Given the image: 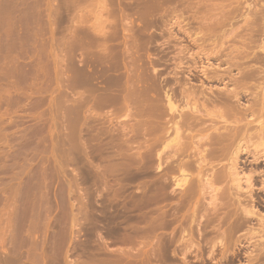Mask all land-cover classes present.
Instances as JSON below:
<instances>
[{"label": "rangeland", "instance_id": "rangeland-1", "mask_svg": "<svg viewBox=\"0 0 264 264\" xmlns=\"http://www.w3.org/2000/svg\"><path fill=\"white\" fill-rule=\"evenodd\" d=\"M145 1L146 0H141V2L140 0H0V264H93L94 262H96L94 264H100L101 262V264H107V260L110 262L112 261L111 259H113V262L115 259L116 261L120 259L125 261L126 264H133L132 262L138 263L140 261L139 259L143 260L144 258L146 259V264H264V231H250L251 226L245 224L241 225V222L237 219L240 213L239 215L237 214L238 217H235L236 213H233V215L229 214L232 210H234V212L237 211L235 207H230L229 209L226 206L224 209L221 207L222 209L220 208V212L218 211L219 213L217 212L218 214H215L213 208L209 205L210 197L208 196L206 201L203 202V206H200L196 216V222H201V224L207 223L208 226L206 227L205 224V228L202 225L200 226L202 228H199V226L197 227L195 225V228L193 225L195 229L192 227L194 230H190V226L188 227L186 225H190L191 215L189 216V213L194 207L193 205L186 204L187 211H185L186 208L183 209V212H187L189 216H187V218L190 219V221L186 219L184 221V217L181 218L183 215L182 212L179 213V216L176 206H181L179 202L182 203V200L180 201L182 193L180 194L181 190L176 188L174 183L175 180L172 179V184L169 188V193L171 192L170 194H173L171 196L173 199L169 198L170 200L166 199V201H164V198H161V201L158 200L159 202H157L152 198V187L150 186L153 184L152 179L154 175L151 169L149 170V164H144L143 166L141 163L140 165L141 161L139 160V163L135 162L136 164L134 163L132 166H128L130 168L126 167L128 162L134 161L135 158L140 159L142 157L141 153L143 151L142 155L145 153L146 146H142L141 142L144 139L143 145L145 142L147 143L146 140L148 137L144 135L145 131L141 130L140 127V131H138V128L136 129L134 127L137 125H135V123H139L137 121L141 120L140 117L135 118L134 116L133 118L130 116L131 114H135L133 113L134 106L130 108L132 109V113L129 115L130 117L127 118L124 117V113L122 115L121 109L118 110L120 107L116 108L118 102L116 100L118 92L116 91L119 90L118 87L122 85L121 80L124 81V79L119 73L116 75L113 69L115 67L114 65H112L114 73L111 74L112 71L109 63L114 60L115 54L118 55V57L119 55H124L125 52H122V48L126 47L124 45L126 39L124 38L128 37L127 39H129L130 37L128 44L131 42V45L134 40L133 36L137 38L140 32H142L140 34L144 35V38L138 35V37L141 36L139 38L140 40L142 39V42L139 39H137V42L140 41L143 43L145 41V45L138 42L140 45L139 47L144 45V50L138 51L140 52L139 54H141L140 58L143 56L142 59L144 61H142V63L148 62L142 64L143 67L146 65V68L144 67L146 70L133 69L135 63V66L138 64L141 66V63L138 61L136 62L133 56L138 52H135L138 45H136L135 48L133 47L134 45H131L132 48H130V50L133 51H129L128 47L130 45L126 44L128 45V49H126L132 54L133 59H131L132 56L129 58L130 53L124 48L126 53L128 52L125 54H129V60L126 55L125 57L128 61H130V59L131 61L135 59L134 64L131 62L128 63L129 66L132 64V68L128 66L130 70L138 71L136 73L141 77L143 76L142 73L146 75V71L152 70V66L149 65L150 61L155 65V62L159 61L158 63L160 65L157 63L155 66L156 71L161 70L162 77L166 78L169 76L168 78L170 79L171 76H175L176 72V78L173 77L171 79L173 82L172 84H175L177 80L184 82L185 78H183V74L185 73V76L188 74V63L192 65L191 57L185 59L188 54L183 55L180 52L181 57L177 55L180 54L178 52L182 51L187 45L189 48L192 47L191 42H189L190 40H188L186 35L184 36V32L180 30L188 29L191 25V28H189L190 31L192 29L194 31L197 30V27H206L207 29L209 27L210 30L212 29L213 31L211 30L209 31L210 33L208 32L207 34L215 32V24L213 25V23H215L213 12L215 13V11L212 12L213 18H211L209 13L211 10H215L212 7V2L216 0H210V5L212 6L208 4L209 8L206 4L209 0H205L206 3L200 0L201 3L206 4L207 8L205 9L209 10L210 7H212L209 11L206 10L209 17H207L205 13V4L201 5L198 0L196 2L191 0L190 4L194 3L191 5L189 3V5H187L186 3V1L188 2L189 0H180L183 1L181 5L186 4V8L185 5L181 6L178 0L174 1V4H178L172 6L173 2H171V0L170 6L174 7L173 9L176 11L169 7V3L166 2L167 0L165 1V5L166 7L168 6V8L161 5V3H164L162 2L164 0L160 2L156 0L155 2L158 1L160 3L159 5H161V7L163 6V8L156 7V9H159L160 13L157 11L158 17L155 14L154 17L152 12L156 10L152 4H149L150 0H148L145 6H152V9L148 7V9L150 8L149 11L154 10L151 11V17H148L152 20L150 23L147 22L149 21L148 19L146 20L144 19L145 17L143 18V15L148 12V9H146L147 7L142 6L144 5L142 2ZM233 1H229V4ZM236 1L239 3L241 2L244 8H241L239 3H237L236 6L238 10L240 7L243 12H247L245 8H248L249 3L258 6L262 5V8L264 7V0H235L234 2L236 3ZM153 2V0L150 1V3ZM223 2L224 1H222V3ZM129 3H132L131 8ZM234 6L235 4L232 3L231 7L236 9V6ZM140 7L145 8L146 13H143L144 9L142 10ZM187 7L190 10H188ZM258 8L260 9L261 7ZM171 9L173 10L172 13L175 14L173 17L171 15ZM203 10L204 12H202ZM167 11L169 12L166 13ZM179 11H181L182 15L179 14ZM194 12L196 14H194ZM203 13L206 15L204 18L202 17V15L204 16ZM252 13L254 14V11ZM162 15H165V17H161ZM177 15L181 18V20L178 18V22H176L177 20L175 17ZM195 15L196 17L201 15L199 16L201 17L200 20L199 17L196 19ZM145 16L147 17L148 14ZM250 16L253 15L250 14ZM116 20L119 22L117 23ZM132 21L135 24H133ZM182 21H184L183 24ZM207 21L210 22V24H208ZM237 21L236 25H234L235 27L242 23L239 19ZM241 21L243 20L241 19ZM204 22L207 23L202 26ZM144 23L147 25H144ZM158 23L160 24L159 27L157 26ZM177 23H180L181 27H186L188 24L189 26L180 29ZM197 23L199 24L197 25ZM211 23L214 29L210 27L212 26ZM175 24L176 26H174ZM206 25L209 26L207 27ZM124 27L127 28L124 29ZM138 27H145V29L147 27V30L144 28H139L137 30ZM192 27L196 28L194 29ZM133 28L137 30L134 31L135 35L132 34L134 33L132 30ZM123 29L126 30V33L125 31L123 32ZM171 30L174 35H172ZM119 31L122 32L119 33ZM143 32H145L146 35ZM116 33L117 35H115ZM151 33L153 37H150L152 35ZM102 34L105 35L102 36ZM148 35L150 36L148 37ZM174 36H176V39ZM208 36L215 39L214 34H212L213 37L211 35ZM116 37H119L121 40L119 38L115 39ZM147 37L149 40H147ZM102 39L105 41H102ZM113 39L115 42L118 40L123 44H121L120 48L122 50H118L119 48L116 47L117 45L119 47L120 42L115 43ZM106 41L108 42L106 43ZM146 41L147 45H150L149 47L146 45ZM177 41L181 42H179V46ZM98 42H101V44L99 45ZM113 45H115L116 48L113 47ZM89 46L91 48H89ZM145 47L148 49L146 52ZM100 48H102V51ZM107 48L111 49V51H116V53L109 52V54H111L108 57ZM103 49H105L104 52ZM192 50L195 51L197 49L193 48ZM89 51L94 53L93 55L95 56L89 57L92 54H90ZM119 51L122 53L120 54ZM98 52H101V54H98ZM105 52L107 55H105ZM139 54H136L135 57L138 58V56H140ZM182 55L184 59L181 60L188 61L190 58L191 62L185 61L186 64L182 65L184 67L180 68V64L179 66L177 65L179 61H181L178 59L183 58ZM100 56H102V58H100ZM103 56H105V59H103ZM110 57L113 58L111 62L109 61L112 59ZM116 57L117 56H115V59ZM213 57L215 59V56ZM122 58H124V56ZM197 59L196 62H198L197 65H200V68L204 65V67L209 70L211 68L210 71L215 72L213 69L217 67V61L214 59L208 61L205 57L202 58V60ZM88 60L93 65L89 64ZM103 60L107 63V66L103 65ZM117 60L119 61V58ZM127 60L126 62H128ZM139 60L141 61V59ZM118 61H116L117 64L120 63H118ZM121 61V63H123V60ZM93 62L95 64L98 62L100 64L103 63L99 69L100 64L98 63L96 66ZM113 63L115 62L113 61ZM210 63L211 66H209ZM147 64L151 67H149L150 69H148ZM93 66L95 67L94 69L97 68L96 71H102L100 75L97 74L98 72L95 74V70H91ZM120 66L122 65L119 64V67L117 65L116 67H118L119 70L117 68L115 70L121 72L122 69L120 70ZM185 66L187 67L185 68ZM177 67L179 68L177 69ZM105 68L107 70H104ZM109 68L111 72H109ZM137 68H139V66ZM129 69L127 68V72H129ZM90 70L94 72L92 73L95 74V76L89 74L91 72ZM182 70L186 72L183 73ZM141 71L143 72L141 73ZM132 73L134 74V72ZM148 73L149 72H147V74ZM137 74L133 75V77L135 76L138 78ZM96 75L101 77L98 78ZM113 75L117 76L118 79L115 76L113 77ZM199 75L201 78V74ZM88 77H95L98 83L100 80L103 82H100V85H98V83L95 82V78L94 81L92 80L93 78L91 79ZM104 77L107 78L104 79ZM110 77H112V79ZM74 78L78 79L75 80ZM109 78L111 80H109ZM81 80H83L82 83H78ZM89 80L93 82H89ZM84 81L86 83H84ZM74 82H77V84H74ZM94 82L98 86H95V84H93ZM83 83L84 85L87 84L88 89L84 85L82 86ZM79 85H81L82 88ZM178 85L179 83L176 86ZM206 85L213 86V88L223 86L221 83L219 84L217 82L206 83ZM92 86L93 88L95 86L96 89L94 88V91L97 92H101L102 88L105 90L107 89V92L102 91L103 94L101 95V97H106L108 95V100L106 98L102 99V104L104 103L105 105L100 104L99 100L97 101L96 98H99L100 94H97V92L94 93V91L91 92ZM76 87L78 88L76 89ZM111 91L112 93H108ZM113 92L117 94L115 95ZM91 93L97 95H95L96 97L94 96V99H96L95 101L97 103L99 102L98 104H94L95 101L92 99L93 96L90 97L89 95ZM111 94L115 96L112 97ZM77 95H79V97ZM84 97L85 99H83ZM80 98H82V101ZM111 99H113V101L116 100V104H113ZM73 100L81 104L75 101L73 102ZM89 100L92 102H90L91 104ZM84 102H86L87 105ZM83 103L85 105H82ZM106 103L109 106H106ZM76 104H78L79 107H77L78 105L76 106ZM110 104L115 105L116 110L114 107L112 108ZM100 105L106 108H100ZM75 107L79 109L75 110L77 109ZM94 107L98 109L95 110ZM81 109L83 110L79 113L78 111ZM93 109L98 113L92 111ZM76 112L79 113L80 119L77 118L78 114ZM116 113L118 115L115 117ZM90 115L95 122H93V120L91 121ZM75 116L76 120L74 121ZM88 116L90 120L87 118ZM120 116H123L125 119ZM72 118L74 119L72 120ZM78 120L79 125L77 123ZM98 121L101 123H97ZM125 122H127V124H124ZM74 123L76 124L74 125ZM96 124L97 126H95ZM73 126H77L79 130ZM98 126L100 129L96 128ZM71 127L75 130L73 131ZM124 128L126 133L130 136L127 135V137H129L127 138L128 142H125L129 147V151L124 143L123 145L125 149H127L123 151L129 152V154L127 153L128 155L125 154L130 161L122 166V168L120 161H122L121 155L123 152L121 149L123 145L122 143L120 144V138L122 136L121 130L123 132ZM134 128L138 131L137 133L130 132L135 130ZM127 130L130 131L127 132ZM79 131H81V133ZM88 131H92L96 139ZM74 132L76 133L74 134ZM87 133L89 135H87ZM71 137H75V140ZM90 138L93 139L91 140ZM77 139L79 144L76 142ZM87 140H89L90 143ZM71 142H73V145ZM91 142H93V144ZM138 143L139 146L141 145L142 147L139 148V146H137ZM74 145L75 147L79 145V150L73 147ZM129 145H131L132 148ZM100 146L103 148L101 147V149H99ZM139 149H142V151ZM117 154L118 156L116 157ZM131 158L134 160H131ZM142 162L145 163L146 161ZM248 168L250 169V167ZM123 169H125V171ZM149 196H151V198ZM151 199L157 202L158 205H154L155 202ZM204 206H210L211 211H209V209L206 213L205 208H203ZM131 207L133 208L131 209ZM155 207H163V209L165 207L167 213L170 211L175 213H169L175 216V218L173 215L169 216V218L172 217L174 220H177V212V216L180 218H178L180 224H178V220L175 221L177 224L173 223V220L170 222L169 218H167V214L166 220L168 219L169 222L166 221L165 218L163 220L168 222L169 226L167 224L166 227V222L161 220L165 227L158 221L157 224L159 223L161 227L158 228L159 225H157V229H155L154 214L151 213L152 209H158ZM188 207L191 209L190 211H188ZM168 209L170 211H168ZM162 211L160 209V213H162ZM259 211L264 214V208L262 206L259 208ZM227 212L228 218L226 220L229 219L228 221H230V223L223 219L226 217ZM151 215L153 216L152 218ZM209 218L211 219L209 220ZM230 218H232V220ZM182 220L184 225L181 223ZM232 221L234 225L231 224ZM152 222L154 223V228ZM236 222H238L237 225H235ZM221 223L223 224L221 225ZM227 223L229 226L224 227L227 226ZM179 225H183L184 228L186 226V231H181L183 227L178 228L180 227ZM232 225L236 227L233 228ZM139 253L140 255L142 253V255L145 254L144 258L142 256V258L139 257L138 259L137 257L136 259L135 256H139ZM105 254H109L108 256L110 257ZM112 255L117 256V258ZM144 261L140 263L143 264Z\"/></svg>", "mask_w": 264, "mask_h": 264}, {"label": "bare ground", "instance_id": "bare-ground-1", "mask_svg": "<svg viewBox=\"0 0 264 264\" xmlns=\"http://www.w3.org/2000/svg\"><path fill=\"white\" fill-rule=\"evenodd\" d=\"M142 1H144V0H142ZM146 1L142 2V3H144V5H142V6L147 7L146 9H148V7H151V9H152V6H154L156 11H154V10H151V11H154L156 13L152 12L153 16H154V14L157 15V11L159 12V9H156V7L163 8V6L161 7V5H164L165 8H168V6L166 7V5H165L166 2H168L169 7H171L170 6L171 0H167V1L164 0V1H162L164 3H161V5H159L160 4L159 2L161 0H158L159 2L158 1L155 2L156 0H153L154 1L153 3H150V1H151L150 0L149 4H152V6H147V5L145 6V3H148V0H146ZM174 1H176V0L171 1V2H173L172 6L175 4H178V3L174 4ZM178 1H180V0H178ZM190 1L191 0H189L188 2L186 1L187 5L190 4ZM194 1L196 2L197 0H194ZM194 1H192V2H194ZM201 1L206 3L205 0H201ZM201 1L198 0V2H200V3H201ZM211 1L210 0L207 1V3H206L207 6H208V4H209V6H212V5H210ZM222 1L229 4L230 3L229 1H233V0H216L215 2H212V4H213L212 7L215 10H211L209 14H210L211 18H213L212 17L213 14L215 16L214 17L215 23H213V25L215 24V30H214L215 32L214 33L211 32L212 34L215 35L214 36L215 39L210 38L208 36V35L212 36V34H207L209 31L212 30V29L210 30V28L208 27L209 25H206L208 27V29L206 27H202V28L197 27L198 31L197 30L194 31L193 29H192L193 31L192 30L190 31L189 28H191V25L190 26H189V24L187 25V26H189V28H188L189 30H188V29H184L187 26L181 27L180 23H177V25L179 26L180 29H182V28L184 29V30H180V31L184 32L183 33L184 36L186 35L188 40H190L189 42H191V44H192L191 48H189L188 45H187L188 47L186 46L185 48L183 46L182 47L180 46L181 48H184V49H182V51L178 52V53L181 52L183 55L188 54L189 56L187 55L185 57V59L187 57H191V59H192V65H190L188 63V67H189L188 69L189 70L187 71L188 74L186 76L184 75L185 74L184 72H186V71L183 72V70H182V72L184 73L183 78H185L184 82H182L181 80L180 81L177 80L175 82V84H172L173 82L171 81V79L176 76V72H175V76H173V77L171 76V79L168 78L169 76L166 78L165 77L163 78L162 74L160 72L161 70L156 71V69H155V66L157 65V63L159 61L158 62L154 61L156 63V65L152 61H150L149 65L152 66V70L150 69L151 67L148 66V64H147L148 69H150V71L149 70L146 71V75H144L145 73H142L143 71L146 70V69H144V67L146 65H144V67H143L142 64L148 63V62L142 63V61H144L142 59L143 56H142V58H140L141 54H139L140 53L139 51H142V49L144 50L143 47L145 45V41L143 43H141L142 39L140 40V38H139L141 36H143V38H144V35L140 34V33H142V32H140V30H139L140 33L138 35H141V36L138 37L137 34H136L137 38H136V36H133L134 40L132 41L133 43L131 45L132 46L134 45L133 46L134 48L136 45H138L135 52L139 50L136 54L140 55V56H138V58L141 59V61L135 57V55H136V54H134L135 52L133 53L134 54L133 56L136 59V62L138 61L141 63V66L138 63H137L138 65L135 66L136 65V63L134 64L135 59L131 61V59H133V56L129 51H133V50H130V48H132L130 45L131 42L128 44V40L130 39V37H129V39H127L128 37H125L124 39H126V41L125 40L124 41L126 43L123 42L124 45L126 46V47H124L125 50L128 51L127 49L129 48L128 52L130 53V56H129V54L126 55L128 52L126 53L124 48H122L123 50L120 49L122 43L118 40L116 42L117 43L120 42L119 47H118V45L116 47L119 48L118 50H122V52L124 51L126 54L123 52L124 55H122V56L119 55V57H118V55L115 54L116 51H111V49L107 48L108 54H109V52H115L113 54H115V56H117L119 58V61H118L117 60L118 58L116 57V59H115V56H114V60H113V58H112L113 56H112V57H110L112 59L109 58L110 60L109 59L108 60L110 62L113 60L115 63H116V61H118V63L120 62L119 64L122 65V66H120V70L124 69L123 72H122V70L120 72V71H118L119 70L118 69L119 64H117V63L115 64V63H113V61L111 62L113 64L109 63L111 66V71H112L111 72L110 68H109V72H111V74H113L115 71L116 75H117V73H119L120 76L124 79V81L121 80L122 85L120 84L121 86L118 87L119 90L116 91V92H118V94L113 92L115 95L117 94L116 95L117 99L115 98L118 101L117 104L115 102L116 100L113 101V99H111V101H113V104L114 103L116 104V106H117L116 108L120 107V108H118V110L121 109L122 115L124 113V117H126V118L130 117V116H132L133 118H134V116H135V118L140 117L141 120L137 121L139 123H135V125L136 124L137 125L134 127L136 129L138 128V131H140L139 130V127H140L141 130L145 131L144 135H146L148 137V139L146 140L147 143L145 142L147 145L145 143L143 145L144 139L141 142L142 146H146L145 147L146 149L144 148L145 153L143 155H142V153L144 151L141 153L142 157L140 159L135 158V160H136L135 161L133 158H131V160H134V161H130V160H128V157H127L129 152L123 151V150L127 149V148L125 149V147L127 146L126 143L128 142L127 138H129V137H127V135L128 136H130V135L128 133H126L125 128H124L123 132L121 130V133H122L121 138L122 139L120 138V144L122 143V145H123V143H124V145L125 144L126 145H125V147L123 145L124 149L123 148L121 149L119 147L123 152L121 155L122 161H120V163H121V167L126 165L128 161H130V162H128V165L126 167L132 166L135 162L139 163V160L141 161L140 165H141V163L143 164V166H144V164H149V166L148 165L147 166L150 167L149 170L151 169V172L154 175V177H153L154 180L152 179L153 184L151 183L152 186H150V187H152V195H153L152 198H154V200L157 202H159L158 200H160L161 198L162 199L164 198L163 199L164 201H166V199H169V198L173 199V197H171L173 194L171 195L170 194L171 192L169 193V188L171 187L172 179L175 180L174 183H175L176 188L181 190L180 194L182 193L181 194L182 199L180 198V201L182 200V203L179 202V204H181V206L180 205L176 206L178 208L177 212H178V214L181 212L183 213L181 218L184 217L183 218L184 221H185V219L189 220V221L191 219V222H189L190 225L185 224L188 227L190 226V228H189L190 230H194L196 228L195 225L197 227L199 226V228H202V227H200L201 225L205 228V224H206V227L208 226L207 223L201 224V222H198V221L196 222V220H197L196 216H197V212L199 211L200 206H203V202L206 201L207 197L209 196L210 197L209 205H211V208H213L215 214H218L220 212L221 207H223V209L225 208V206L228 209L230 207H233V208L235 207L237 209L238 213H237V211L234 212V210H232L233 212L231 211L229 214L233 215V213L234 214L236 213L235 217H238V215L240 213V215L237 219L239 220V222H241L240 223L241 225L245 224V225L251 226L250 231H264V214L260 213V211H259V208L261 206L264 208V10H262V9H264V7L262 8V5L258 6L255 4L252 5L253 3L252 4L249 3L250 5L248 4V8H245V9H247V12H243L241 8H244V7H242L241 2L239 3L236 1V3H235L234 2L235 0L232 2L233 4H235V6L237 3L240 4L239 6H241V8L238 6L239 7V10H238L237 6L236 7L234 6L236 9L232 8L233 5L231 7L232 3L227 5L226 3L223 2L224 4H226V5H224L222 3ZM140 2H141V0H140ZM182 3H183V1H180V5ZM205 3H201V5L202 4L204 5ZM120 4H121V2H120ZM131 4H130V8L132 6ZM153 4H155V5H153ZM191 4H194V3H191ZM206 4H205V6H206ZM133 5H134V3H133ZM184 5L186 8V4H184ZM184 5H181V6H184ZM205 6H204V9L207 8V6L206 7ZM209 6H208V8H209ZM256 6L261 7L260 8L261 11ZM188 7H190V6H188ZM188 7H187V9H188ZM212 7H210V9H212ZM140 8H142V7H140ZM171 8L173 9L174 7H171ZM146 9L142 8L143 13H146ZM149 9L147 12L148 16L147 17L145 16L147 14L143 15V18L145 17L144 19L149 20V21H147L148 23L152 22V20H150L148 18V17H151V15H152L151 11H149ZM172 9L170 11H171V15L173 17V15H175V14H173L172 11L173 10L176 11V10L175 9L172 10ZM176 9H177V7H176ZM182 9H183V7H182ZM187 9H185V10H187ZM142 10H141V12H142ZM188 10H190V9H188ZM206 10L207 11H209V10L205 9V13L207 14V17H209V14L206 12ZM213 11H215V13ZM253 11H254V14L252 13ZM168 12L169 11H167L166 13H168ZM195 12H194V14H196ZM202 12H204V10ZM212 12H213V14H212ZM139 13H140V11H139ZM205 13H203L204 16L202 15L203 18L206 16ZM179 14L182 15L181 11H179ZM197 14H198V11H197ZM250 14L253 15L254 17L250 16ZM183 15H185V14H183ZM139 16H141V15H139ZM163 16L165 17V15H162L161 17H163ZM178 16L179 15L175 16L176 20H177L176 22H178L179 19L181 20L180 16L179 17ZM199 16H201V15H199ZM199 16H197V17H199ZM157 17H158V15H157ZM195 17H196V15H195ZM197 17H196V19H198ZM182 18H183V16H182ZM200 18L201 17H199V20H200ZM162 19H164V18H162ZM238 19L242 23L238 24L235 27L234 25H236V22H238L237 21ZM241 19L243 21H241ZM133 21H132V23H133ZM116 22H117V20H116ZM207 22L202 23V26H204ZM183 23H184V21H182V24ZM129 24H131V23H129ZM133 24H135V23H133ZM139 24H141V23H139ZM142 24H143V22H142ZM145 24L146 23H144V25ZM158 24H157V26L159 27L160 24L159 25ZM198 24L199 23H197V25ZM208 24H210V22H208ZM144 25H142V26H144ZM211 25H212V23H211ZM213 25L210 27L213 28ZM122 26H124V25H122ZM174 26H176V24ZM126 28L124 27V29H126ZM139 28L145 29V27H143V28L138 27L137 30ZM192 28L195 29L196 27H192ZM124 29H123V32L125 31V33H126V30H124ZM135 29L136 28L132 29L133 32L137 31ZM145 30H147V27ZM145 30H143V31H145ZM91 31H93V30H91ZM121 32L119 31V33H121ZM143 33L145 34V32H143ZM171 33H172V35H174L172 30H171ZM94 34H96V33H94ZM132 34L135 35V32ZM132 34H130V35H132ZM104 35L105 34H102V36H104ZM115 35H117V33ZM149 36L150 35H148V37ZM154 36H155V34H154ZM148 37H147V40H149ZM150 37H153V34ZM108 38H109V36H108ZM108 38H107V40H108ZM118 38L116 37L115 39H118ZM120 38H121V35H120ZM145 38H146V36H145ZM174 38L176 39V36H174ZM137 39H139L141 41V42L138 41L140 44H144V45H141L142 47H139L140 45L137 42ZM152 39H154V38H152ZM131 40H132V38H131ZM143 40H145V39H143ZM99 41H101V40H99ZM102 41H105V40L102 39ZM108 41H106V43ZM113 41H114V39H113ZM177 42H178V46H179L180 41H177ZM100 44H101V42L99 43V45ZM126 44H128L130 46L127 48L128 45H126ZM148 44H151V43H148ZM146 45H147V41H146ZM180 45H182V44H180ZM113 47H115V45H113ZM146 47H145V52L148 50V49H146ZM89 48H91V47L89 46ZM176 48H177V46H176ZM193 48H196L197 50L193 51L192 50ZM100 49L102 51V48H100ZM104 50L105 49H103V52H104ZM179 50H181V49H179ZM122 52H120V54ZM91 53L92 52H90V54ZM99 53L101 54V52H98V54ZM107 53L105 55H107ZM181 53L177 54V55H179L181 57ZM93 54L94 53H92L91 56H89V57L95 56ZM110 54L108 55V57L110 56ZM117 54H119V53H117ZM125 55L127 56V58H128V56H129V58L132 56L130 61H128L129 58L127 60ZM183 55H182L183 58H180L179 56H177L180 58L178 60L184 59ZM123 56H124V58H122ZM213 56H215V59ZM103 57H104L103 59H105V56H103ZM204 57L208 61L210 59L211 60L214 59L215 61H217V65H216L217 67L215 66L216 68L213 69L215 72L210 71L211 70L210 67H209L210 68V70H209L208 68L204 67V65H202L201 68L199 67L200 65L199 66L197 65L198 62H196V59L198 58L199 60L200 59L202 60V58H204ZM98 58H99V55H98ZM100 58H102V56H100ZM120 58H121V60H123V63H121L122 61L120 60ZM158 58H160V57H158ZM126 60L128 62H126ZM93 61H95V60H93ZM160 61H161V59H160ZM182 61L183 60L179 61L178 65H177V66H179V64H180V66H179L180 68L184 67L182 65L183 64L185 65L186 62H189L190 58L188 59V61L185 60L186 62L185 61L182 62ZM106 62H107V60H106ZM130 62L132 64H134L133 69L134 68L136 70L137 69H140V70L144 69L143 71H141L143 76H141L139 74L141 76V77H139L138 74L136 73L138 71H134L135 69L134 70L129 69V67L132 68L131 67L132 64H130V66L128 65V63H130ZM89 64H91L90 61H89ZM97 64H95V65L97 66ZM101 64L99 65V69H100ZM91 65H93V64H91ZM103 65L107 66V63H105V61H104ZM103 65H102V67H103ZM112 65L115 66L113 68L114 71L112 70V67H113ZM117 65H118V67H116ZM158 65H160V64L158 63ZM138 66H139V68H137ZM209 66H211V63L209 64ZM179 67H177V69ZM186 67L187 66H185V68ZM94 68L95 67L93 66V68L91 70H95L94 71L95 74H96V72H98L97 74L100 75V73L102 71H100V70L96 71L97 68L96 69H94ZM106 68H108V67H106ZM106 68L104 70H107ZM116 68L118 70H115ZM127 68L129 69L128 70L129 72H127ZM125 70H126V72H125ZM86 72H88V71H86ZM92 72L93 71H91L89 74H91V76L92 75L95 76V74H93L94 72L93 73ZM103 72H105V71H103ZM132 72H134V74ZM147 72H149V73L147 74ZM182 72H180V73H182ZM135 73L137 74L138 78L135 76L133 77V75H136ZM199 74H201V78H200ZM104 76H107V75H104ZM114 76L115 75H113V77ZM177 76H178V74H177ZM100 77H98V78H100ZM115 77H117V76H115ZM88 78H91V77H88ZM94 78L92 80H94ZM102 78H103V76H102ZM106 78L107 77H104V79H106ZM110 78L112 79V77H110ZM110 78H109V80H111ZM77 79L78 78H76L75 80H77ZM117 79H118V77H117ZM181 79H182V77H181ZM92 80H89V82ZM82 81L83 80L79 81L78 83H80V82L82 83ZM114 81H117V80H114ZM95 82H97V79ZM95 82L93 84H95V86H98V85H100V82H103V81L100 80L99 83L97 82L98 85ZM108 82H107V84H108ZM211 82H215V83L217 82L219 84L221 83L223 86L218 85L219 87H214L215 88L214 89L213 86H209V85L207 86L206 85V83L208 84ZM84 83H86V82L84 81ZM84 83L82 84V86L84 85ZM178 83H179V85L176 86ZM74 84H77V82L76 83L74 82ZM74 84H73V86H74ZM102 84H104V83H102ZM88 85H89V83H88ZM112 85H111V87H112ZM79 86L82 88L81 85H79ZM84 86L87 88V84ZM95 86H94V88H95ZM74 88H75V86H74ZM77 88L78 87H76V89ZM92 88H93V86L91 87V92L94 91V88H93V90H92ZM104 88H105V86H104ZM104 88H102L103 92H105L107 90V89L105 90ZM99 91H101V90H99ZM102 91L101 92L94 91V93L97 92V94H100L99 98L101 100L99 98H96L97 101L99 100L100 104H102V102H103L102 99H104V98H106L107 100L109 99V98H107L108 95L106 97H104V96L101 97V95L103 94ZM85 92H88V91H85ZM108 93H112V91L108 92ZM105 94H107V93H105ZM114 94L113 95L111 94L112 97L115 96ZM89 95H90V97L93 96L92 99H94V96L96 94L93 95L91 93ZM77 96L79 97V95H77ZM83 99H85V97ZM96 99H94V101ZM80 100L82 101V98H80ZM74 101L77 102L76 100H73V102ZM78 102H79V99H78ZM90 102L91 101L89 100V103ZM92 102H93V100H92ZM84 103H86V102H84ZM84 103L82 105H85ZM98 103L95 101L94 104H98ZM107 103H108V101H107ZM107 103H106V106H109V105H107ZM78 104H81V103H78ZM78 104H76V106ZM94 104H93V106H94ZM113 104H110V105H112V108L114 107V109H115V105H113ZM86 105H87V103H86ZM132 106H134V109H133V113H135L134 115L131 114L132 109H130V108ZM77 107H79V105ZM77 107H75V108H77ZM101 107H103V106L100 105V108ZM103 108H106V107H103ZM78 109L79 108H77L75 110H78ZM94 109L97 110L98 108L96 109L94 107ZM94 109L92 111H95ZM82 110L83 109L79 110L78 112L80 113V111H82ZM100 111H102V110H100ZM72 112H74V111H72ZM78 112H76L78 114V115L76 114L77 118H79ZM95 112H97V111H95ZM100 113H102V112H100ZM92 114H93V112H92ZM112 114H115V113H112ZM74 115H75V113H74ZM117 115L118 114L116 113L115 117ZM90 117H91V115H90ZM120 117L123 118V116H120ZM87 118L89 119V116ZM73 119L74 118H72V120ZM123 119H125V118H123ZM128 119H130V118H128ZM75 120H76V116H75L74 121ZM92 120L93 119L91 117V121ZM86 121H88V120H86ZM93 122H95V121L93 120ZM77 123L79 125V120ZM97 123L100 124L101 122L98 121ZM75 124L76 123H74V125ZM86 124H87V122H86ZM124 124H127V122H125ZM77 126H73V127H75L77 129ZM95 126H97V124ZM73 127H71V128L73 129ZM96 128H99V126ZM120 128H121V126H120ZM103 129H104V127H103ZM136 129L133 131H130L131 130L130 129V130H127V132L130 131L133 133L134 132L137 133L138 131ZM74 130L75 129H73V131ZM77 130H79V129H77ZM79 132L81 133V131H79ZM75 133L76 132H74V134ZM89 133L92 134V131ZM136 133H135V135H136ZM142 134H143V132H142ZM87 135H89V134L87 133ZM98 135H100V134H98ZM91 136H89V137H91ZM94 137L96 139V136H94ZM74 138L75 137H73L72 139L75 140ZM78 138H80V137H78ZM90 139L92 140L93 138H90ZM77 141H78V139L76 140V142ZM87 141L89 142V140H87ZM79 142H80V139H79ZM93 142H94V140H93ZM93 142H91V143L93 144ZM96 143H99V142H96ZM71 144L73 145V142H71ZM77 144H79V143L77 142ZM122 145H121V147H122ZM88 146H89V144H88ZM129 146L131 147V145H129ZM137 146H139V143L137 144ZM142 146L140 145L139 148ZM73 147H75V145ZM78 147H79V145L75 148H78ZM101 147L102 146H100L99 149H101ZM91 148H93V147H91ZM78 150H79V148H78ZM139 150L142 151V149H139ZM128 151H129V147H128ZM125 153L126 154L128 153V154L126 155ZM117 156H118V154L116 155V157ZM142 161H144V162L146 161L148 163H146V162L143 163ZM122 162H123V165H122ZM129 164H131V165H129ZM126 167H124V168H126ZM145 167H146V165H145ZM248 167H250V169ZM128 168H130V167H128ZM123 170L125 171V169H123ZM124 171H122V172H124ZM175 192H176V190H175ZM176 194H177V192H176ZM149 197L151 198V196H149ZM154 200H152V201L155 202ZM157 202H155L154 205H156ZM186 204L191 205V206L193 205V207H194V209H192L193 213H192V210L189 209V207H191V206L188 207V211L191 210L190 213H192V214L189 213V216L191 215L190 219L187 218V216H188L187 212H183L184 208H186L185 211H187V205ZM158 207H155V208H158ZM193 207H191V208H193ZM125 208H127V207H125ZM132 208L133 207H131V209ZM203 208H205V212L207 213L208 210L210 209V206H204ZM158 209H152V211L153 210L154 211L153 212L151 211V213L154 214L153 215L154 217L151 215V218L153 217V219H154V222L156 225L155 229H157V225H159L160 222H161L160 224L161 225L163 224L162 226L165 227L163 222H166V221L169 222V220L171 222L173 220L172 222L175 223V221H177L179 216H180V214H179V216H177V212H176V219L177 220H174L175 216L173 214H175V213H173L169 209H168V211H170V212L167 213V210H165V207H164V209H163V207L158 208ZM160 209H161V211L163 209L162 213H160ZM175 210H176V208H175ZM213 210H212V212H213ZM209 211H211V209ZM171 212L173 214H169ZM228 212H227L226 217L223 219L226 222L230 223V221H228L229 219L226 220L228 218ZM167 214H168L167 218H169L170 215H173L174 218L170 217L169 220L168 219L166 220ZM212 214L215 215L214 213H212ZM212 214H210V215H212ZM215 216H217V215H215ZM164 218L166 221L163 220ZM211 218H209V220ZM153 219H151V220H153ZM230 219L232 220V218H230ZM240 219H241V221H240ZM161 220H163V222ZM183 220L181 221V223L183 222ZM209 220H207V221H209ZM158 221H159V223L157 224ZM233 221L231 224H233ZM168 222L165 223L166 227H167V224L169 226ZM179 222H180V220H178V224H180ZM173 223H172V225H173ZM223 223H225V222H223ZM223 223H221V225ZM228 223H227V226H224V227H228L229 226ZM237 223L238 222H236L235 225H237ZM152 224H153V228H154V223L152 222ZM175 224H177V223H175ZM183 225L182 226L179 225L180 227H178V228H182ZM193 225L195 228L193 227ZM233 225H232V227H233ZM186 226H185V228H186ZM159 227H161V226L159 225L158 228ZM235 227L236 226H234L233 228H235ZM185 228L183 227L181 229V231H186ZM203 229H201V230H203ZM231 230H233V229H231ZM115 254H116V252H115ZM142 254L140 255V253H139V256H135L136 259H137V257H138V259H139V257L142 258V256L144 258L145 254L144 255H142ZM105 255H107V254H105ZM110 255H111V253H110ZM108 257H110V256H108ZM115 258H117V256H115ZM107 259H111V258H107ZM111 260L112 261L109 260L110 262H108V260H107V262L106 261L105 262L107 264H111V263L112 264L113 263H115V264H126L125 261H122L120 259H118V261H116V259H115L114 262H113V259H111ZM139 260H138L139 261L138 263H135L132 261L131 262L133 264H141L140 262H143L145 260L144 263L146 264L145 258L143 260L142 259H139ZM135 261H137V260H135ZM94 263H96V262H94ZM127 263H128V261H127Z\"/></svg>", "mask_w": 264, "mask_h": 264}]
</instances>
